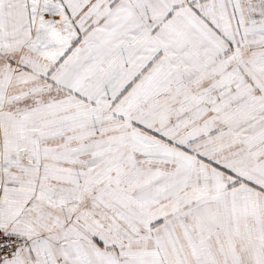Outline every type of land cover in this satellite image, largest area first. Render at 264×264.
I'll return each mask as SVG.
<instances>
[{"label":"snow or ice","instance_id":"snow-or-ice-1","mask_svg":"<svg viewBox=\"0 0 264 264\" xmlns=\"http://www.w3.org/2000/svg\"><path fill=\"white\" fill-rule=\"evenodd\" d=\"M0 264H264V0H0Z\"/></svg>","mask_w":264,"mask_h":264}]
</instances>
